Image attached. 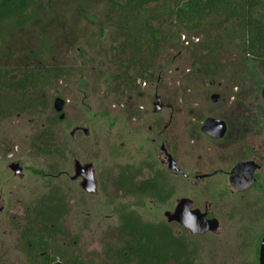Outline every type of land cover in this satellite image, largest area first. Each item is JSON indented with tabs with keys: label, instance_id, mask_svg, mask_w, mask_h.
Returning a JSON list of instances; mask_svg holds the SVG:
<instances>
[{
	"label": "rangeland",
	"instance_id": "obj_1",
	"mask_svg": "<svg viewBox=\"0 0 264 264\" xmlns=\"http://www.w3.org/2000/svg\"><path fill=\"white\" fill-rule=\"evenodd\" d=\"M115 15L107 0H42L0 26V71L10 83L34 68L49 69L54 76L45 91L17 97L32 109L0 120V264H27L21 230L56 191L65 209L56 241L84 264H130L119 253L128 255L123 249L136 235L125 225L135 219L164 235L158 238L162 264H259L264 191L232 194L223 177L197 187L167 173L158 147L149 141V129L159 120L152 114L158 89L165 123L172 116L164 139L185 174L211 172L224 159L194 132L200 116L227 117L233 124L240 121L235 107L242 106L246 154L255 155L257 144L264 150V73L242 65V34L234 24L213 35V41H207L206 30L178 31V41L141 62L128 53L114 28L105 27ZM43 39L51 52L40 58ZM213 63L226 67L222 76L205 75ZM160 69L163 80L157 84ZM148 75L150 82L139 87ZM213 94L221 96L219 103L210 102ZM234 95L241 96V103L230 106ZM56 98L67 102L64 123L54 118ZM78 126L89 135L72 136ZM75 160L93 166L94 193H85L81 181H71ZM261 161L264 166V152ZM14 162L23 168L21 179L8 170ZM183 198L217 220L219 232L192 236L167 224L164 214ZM171 238L183 248L176 249Z\"/></svg>",
	"mask_w": 264,
	"mask_h": 264
},
{
	"label": "trees",
	"instance_id": "obj_2",
	"mask_svg": "<svg viewBox=\"0 0 264 264\" xmlns=\"http://www.w3.org/2000/svg\"><path fill=\"white\" fill-rule=\"evenodd\" d=\"M42 0H0V26L9 23L17 15L37 6ZM116 15L107 20V28H114L123 38L124 47L137 60L147 61L148 56L159 53L164 47L179 40L178 31L189 34L207 31V41H213L228 25L234 24L242 34V65L258 66L264 73V0H107ZM159 23V26H154ZM104 28H100L102 36ZM214 35V36H213ZM49 44L43 39L37 55L48 57ZM244 63V64H243ZM153 64H151L152 66ZM211 68H214L213 70ZM207 72L223 75L226 67L213 63ZM54 76L49 69H30L24 76L10 83L0 71V117L10 118L15 113H26L32 105H21L17 97L29 91L43 92L53 86ZM34 104V103H33ZM48 204L28 220L20 233V250L27 264H84L73 251L61 249L56 241L62 234L60 221L64 216L62 199L56 193ZM134 219V218H132ZM134 221V222H133ZM125 228L135 234L128 241L120 259L130 264H162L159 256V231L152 225H144L138 219L126 222ZM164 232V231H163ZM165 233V232H164ZM174 246L183 244L171 238ZM165 239H162V242ZM125 264V263H124Z\"/></svg>",
	"mask_w": 264,
	"mask_h": 264
},
{
	"label": "flooded vegetation",
	"instance_id": "obj_3",
	"mask_svg": "<svg viewBox=\"0 0 264 264\" xmlns=\"http://www.w3.org/2000/svg\"><path fill=\"white\" fill-rule=\"evenodd\" d=\"M211 69L213 70L214 68H211ZM159 73L160 74L158 77L159 79L157 81V84H160L163 80L161 69L159 70ZM205 75H207V77L215 76V75L212 76V74H209L207 71H206ZM150 80H151V76L150 75L146 76L145 79H142L140 81L139 87H142V85H143V87H146L147 83L150 82ZM213 95L219 96V99L217 102V103H219L221 100V96L219 94H213ZM212 96L209 99L210 102L212 104H217V103L212 102V100H211ZM230 98H231V100L229 101V104H231L230 106H232V104L234 102L240 101V103H241V100H240L241 96L238 99H237V97H235V95L233 97H230ZM153 100H154V104H153L154 107H153L152 114H153V116H156V117L159 116V120H158V122L154 123V130H153V126H151L149 129L150 134L152 135V137L149 138V141L155 147H158L159 154H160V158H159L160 164L162 165V167L164 169H166L167 173H169L170 175H173L175 177H181L187 181H191V182H193V185H195L197 187H199L200 185L208 184L214 178L223 177V179L226 180V183H228L227 184L228 187L231 188L232 194H243V193H247L249 190L264 191V166H263V163L261 161L262 160V154L264 152L263 145L262 144H257L258 146L256 145V147L253 149V153L255 155L252 154L250 156H247V154H246V152H247L246 146L247 145L245 144V141L247 140V135H248L247 113L245 111L246 109L244 110L242 106L235 107L236 108L235 110H240V112H239L240 121H238V122L235 121L233 124L230 122V119H228L227 117H212V116H209V117H201L200 116V117H198V123L195 124L194 132L198 135L199 140L204 139L205 141L211 143L213 146H216L217 147L216 152L217 153L221 152L220 156L222 155L221 157H224V159L227 157H230V158L228 160L221 159L220 160L221 165L219 163H218V165L215 164V168L211 172H208V171L205 172V171L200 169V170H196L194 173L185 174L184 171L182 170V167L178 163L177 159L172 154V151H171L169 145L167 144L166 140L164 139L165 133L169 130L172 116H171L170 120L168 121V123H165L164 115H163V111L165 109V106H164L163 102L161 101V95H160L158 89L155 90ZM66 105H67V102L65 101V107H64L63 113L66 109ZM263 105H264V103H263ZM52 106H53V110H54V102H53ZM139 110L143 111V108L140 107ZM137 112H140V111H137ZM17 114H19V113H17ZM60 116H61V113L58 114L55 112L54 118L59 119ZM139 117H140V115H137V116L135 115V119L139 118ZM65 118H66V116H65ZM1 119H8V118H1L0 117V120ZM208 119H216V120L223 121L225 123L226 132L222 138H220V139L212 138L202 131V128ZM64 122L65 121L63 120L61 123H64ZM162 123H165V124L162 126ZM263 125H264V122H263ZM71 130H72L71 131L72 136L76 135L77 133H83L85 137H87L89 135V130L87 128H83L81 126H78V127L71 129ZM232 134H235V136L230 137ZM236 146H238V147H236ZM170 158H172L174 160V166H175L174 170L169 169V159ZM75 162H79V161H77V160L74 161V165H73L74 175L71 177V181H74V182L81 181L82 182L81 178H75L76 177V175H75ZM13 164H17L22 169V175L21 176L15 175L14 172L11 170L10 166ZM239 167H240L239 173H236L235 169H237ZM8 170L12 173V175L15 178L21 179L23 177V168L20 166L19 163H15V162L11 163L8 167ZM231 178H239V180L242 182L243 185H245V187L243 189L236 190L230 182ZM251 179L254 182H253V184L248 185L247 183ZM194 205L195 204L193 202V206L191 207V210H199L201 213L207 215L208 220H213V218H211L208 215V212H206V210L202 211L201 209L196 208ZM173 224H176V223H173ZM176 225H178V224H176ZM178 226H180V225H178ZM181 228H183V227H181ZM206 235H208V234H206ZM263 237H262V239H263ZM260 245H261V243H260ZM259 252H260V247H259ZM258 257H259V255H258Z\"/></svg>",
	"mask_w": 264,
	"mask_h": 264
},
{
	"label": "water",
	"instance_id": "obj_4",
	"mask_svg": "<svg viewBox=\"0 0 264 264\" xmlns=\"http://www.w3.org/2000/svg\"><path fill=\"white\" fill-rule=\"evenodd\" d=\"M261 98L264 103V88L261 91ZM218 99L219 96L217 95H213L211 98L213 103H217ZM64 107L65 101L63 99L56 98L54 100L55 112L58 114L61 113V116L59 117L60 121L65 119V114L63 113ZM202 131L212 138L220 139L226 132V125L223 121L208 119L205 122ZM10 167L15 175H22V169L17 164H13ZM169 169H175L174 160L172 158L169 159ZM235 170L236 173H239L240 167ZM75 175V178H81L82 182L80 186L85 193L91 194L95 192L96 181L94 169L91 164L82 165L79 162H75ZM230 182L236 190H240L245 187L239 178H231ZM253 182L254 181L251 179L247 184L251 185ZM192 206L193 202L188 198L179 200L173 212H166L164 214L166 222L168 224L176 223L180 225L192 236H204L208 233L217 234L219 232V224L217 220H208L206 214L201 213L199 210H191ZM259 264H264V237L260 245Z\"/></svg>",
	"mask_w": 264,
	"mask_h": 264
}]
</instances>
